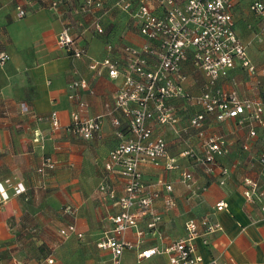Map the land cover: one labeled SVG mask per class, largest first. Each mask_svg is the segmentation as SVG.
<instances>
[{
    "label": "crops",
    "instance_id": "0c3cea01",
    "mask_svg": "<svg viewBox=\"0 0 264 264\" xmlns=\"http://www.w3.org/2000/svg\"><path fill=\"white\" fill-rule=\"evenodd\" d=\"M78 1L81 2L76 0V3ZM106 1L109 4L112 0ZM251 1L247 0L238 8L236 28L248 45L252 62L264 76V19L250 12ZM19 5L27 10L22 19L17 17ZM75 8L72 3H66L56 12L48 3L38 0H3L0 53L9 54L11 59L0 66V264H14L13 256L18 254L20 259H25V251L20 253L18 250L26 246L17 233L26 229L21 220L27 215L25 202L30 198L29 193H33L31 203L38 206L35 209H45L46 218L56 222V216H59L68 224L74 222L83 234V238L64 239L56 247L53 264H112L111 252L99 248L98 243L112 231L111 217L119 212L117 200L124 192L123 178L105 168L109 154L120 138L110 117L105 119L101 134L95 140L87 141L73 135L68 127L76 105L69 99L68 86L77 78L76 72L80 73L94 90V94L82 91L83 99L90 106L87 115L106 113L107 105L114 103L118 82L111 80L106 72L100 77L95 76L88 68L89 57L104 59L109 45L114 48L123 44L137 45L142 39L127 23V18L114 12L105 22L106 30L114 25L108 39L91 30H74V34L80 36L78 45L83 46L89 56L76 60L57 43L63 28L80 20L81 17L74 13ZM186 70L190 73L189 68ZM201 84L190 75L187 87L199 93ZM241 90L249 97L254 94L248 84ZM25 106L28 112L24 111ZM177 108L180 115L178 128L189 126L190 118L198 108L189 102L179 103ZM53 112L58 113L61 122L57 132L51 130L49 122ZM118 115L125 133L127 119ZM257 129L258 138L250 151H246L242 145L247 140L248 128H240L236 120L217 124L214 119H208L206 134L218 132L223 135L230 149V153L220 159L221 165L230 170L225 184L221 185L219 170L214 175H207L202 165L183 156L190 147L201 152V138L194 130L177 134L171 126L156 127L155 133L165 138L170 156L178 160L183 170L193 173L196 188L205 186L206 189L196 195L181 182L179 172L143 163L141 171L146 184L154 185L158 181L172 184L176 206L167 210L163 199L158 200L155 209L162 221L155 231L149 230L147 222L141 220L137 229L125 234L128 241L141 243L125 251L122 264H137L138 254L143 249L162 248L178 241L185 235L188 220L199 221L206 216L219 224L220 230L207 237L208 244L202 239L197 240V253L205 264H211L214 259L218 264H232V261L235 264H264V174L256 161L264 144V128ZM45 157H52L57 166L42 176L37 169ZM248 177L259 180L263 193L251 202L243 195L244 178ZM104 182L108 186L107 192L101 190ZM17 184L26 188L24 194H14L12 187ZM2 195L8 198L2 199ZM219 202H225L228 208L216 210ZM67 207L74 210V215L64 212ZM138 231L144 232L141 239ZM36 257L29 254L28 264H45ZM150 263L170 264L163 255L154 256Z\"/></svg>",
    "mask_w": 264,
    "mask_h": 264
},
{
    "label": "built area",
    "instance_id": "2783aa9c",
    "mask_svg": "<svg viewBox=\"0 0 264 264\" xmlns=\"http://www.w3.org/2000/svg\"><path fill=\"white\" fill-rule=\"evenodd\" d=\"M49 8L58 12L61 0H42ZM247 0H81L75 13L81 19L77 27L91 30L96 35L107 34L105 22L114 12L127 18L142 42L137 45L123 44L114 48L109 45L108 55L104 59L88 56L87 50L79 46L74 34L76 27L66 25L57 38L58 45L76 60L89 57V70L95 76L105 72L111 80L118 82L115 100L107 105V112L89 116V103L83 99L82 91L94 94L89 81L76 72L77 78L69 84V99L76 109L71 113L69 131L84 140L91 141L101 134L104 121L111 118L117 128L119 144L109 154L105 164L108 172H117L124 181V192L117 200L119 212L111 217L113 229L104 235L98 247L109 250L112 264H122L126 250L134 249V244L125 238V234L137 229L141 220L147 222V228L155 231L162 221L156 211L155 203L163 199L165 209L176 206L172 196L173 185L158 181L148 185L143 179L141 165L151 163L163 167L166 171H176L181 182L188 190L201 195L205 186L196 188L193 173L183 170L175 157L170 156L165 138L155 133L156 127L171 126L177 134L194 130L201 138V152L187 149L183 156L193 159L203 166L207 175H214L219 170L220 184L224 185L230 174L229 168L222 166L220 159L230 153L225 137L218 132L206 134L209 118L217 124L236 120L240 128H248L247 140L243 149L250 151L252 143L258 138V127L264 128V79L259 80L258 68L252 62L248 45L237 32L235 14ZM250 12L259 19H264V0L249 3ZM3 0H0V14ZM17 17H26L24 6H17ZM83 19L87 20L84 22ZM87 24V25H86ZM264 34V26L262 29ZM11 57L0 53V66L6 65ZM199 72L204 82L199 93L192 92L187 84L191 73ZM237 69L245 71L255 83L253 96H242L236 83L227 89L223 82L230 79ZM238 85V84H237ZM192 103L198 108L190 118L189 126L180 127L178 104ZM25 112L28 108L25 106ZM127 119L126 132L123 131L122 119ZM51 130L61 129L57 112L49 116ZM256 161L264 174V144L256 156ZM57 162L52 157H45L37 172L45 176L56 169ZM243 195L248 202L261 196L259 180L244 178ZM14 194H24L22 184L12 187ZM102 191L108 186L102 183ZM7 199L8 196H1ZM225 202L216 204V210H226ZM264 210V207H263ZM64 212L74 215L71 207ZM220 230L217 223L211 222L210 216L197 221L188 220L185 235L166 247H150L138 254L137 264H151L154 256H166L170 264H205L197 253V240L208 244L207 237ZM62 238H83L76 223H70L60 230ZM140 239L143 231H138ZM54 258L48 257L45 264H53ZM14 264H22L14 260ZM211 264H218L214 259ZM232 264H235L232 261Z\"/></svg>",
    "mask_w": 264,
    "mask_h": 264
},
{
    "label": "rangeland",
    "instance_id": "374dc122",
    "mask_svg": "<svg viewBox=\"0 0 264 264\" xmlns=\"http://www.w3.org/2000/svg\"><path fill=\"white\" fill-rule=\"evenodd\" d=\"M113 28L114 25L107 27V35H111L113 33ZM190 73L194 81H199L203 84L204 77L199 72H193L190 69ZM258 74L259 80H263V73L261 74L258 71ZM223 83L228 86L236 83L235 86H237L240 94L247 97V95H244L241 88L246 86V84L252 87V84L255 83V80L253 81L245 71L240 70L239 73L233 74L230 79L224 81ZM32 194L33 193L28 194L30 195V198H28V200L25 202L27 204L26 208L28 210L27 215H24L21 220L22 225L25 226L26 229L21 233H17L26 246V248L21 247L20 250H18L20 253L25 251V259H20L19 254L13 256L15 260H18L23 264H28L30 261V258H28L29 254L30 257L37 255V261H45V259L50 256L55 258L57 251L56 247H58V245L65 239L61 237L59 230L68 224L67 220L60 218L59 216H56V222H52V218H46L47 216L44 215L45 209L42 211L35 209L38 206H35L31 203L30 199L33 197ZM41 215L44 217H41Z\"/></svg>",
    "mask_w": 264,
    "mask_h": 264
},
{
    "label": "trees",
    "instance_id": "16d2710c",
    "mask_svg": "<svg viewBox=\"0 0 264 264\" xmlns=\"http://www.w3.org/2000/svg\"><path fill=\"white\" fill-rule=\"evenodd\" d=\"M38 1H41V2H43L42 0H38ZM80 1H78L77 3H76V0H61V3H60V8H61V6H62V4H70V3H72L73 5H74V7L76 6V8H75V10L78 8V6H79V3ZM45 3H48V2H45ZM75 10H74V13H75ZM63 13H65V11H63ZM75 15H78V14H76L75 13ZM79 16V15H78ZM81 19V18H80ZM79 21V20H78ZM77 21V22H78ZM71 23H68V25H70ZM72 25H74L75 27H76V29H80V28H78L77 27V24H72ZM87 25V24H86ZM105 27H106V25H105ZM103 37H105V39H108L109 38V35H104ZM261 91H263L262 92V94L264 93V88H262L261 89Z\"/></svg>",
    "mask_w": 264,
    "mask_h": 264
}]
</instances>
